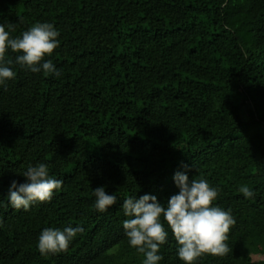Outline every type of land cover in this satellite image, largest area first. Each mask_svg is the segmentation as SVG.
Wrapping results in <instances>:
<instances>
[{"label":"trees","instance_id":"1","mask_svg":"<svg viewBox=\"0 0 264 264\" xmlns=\"http://www.w3.org/2000/svg\"><path fill=\"white\" fill-rule=\"evenodd\" d=\"M37 22L59 31L45 59L61 75L13 63L0 86V264H143L123 200L150 194L166 206L177 172L207 179L214 206L235 219L231 251L195 264H264V0H0L13 38ZM39 163L62 187L14 209L11 182ZM100 186L117 197L105 212ZM161 221L158 264H184ZM68 226L84 231L41 255V231Z\"/></svg>","mask_w":264,"mask_h":264},{"label":"clouds","instance_id":"2","mask_svg":"<svg viewBox=\"0 0 264 264\" xmlns=\"http://www.w3.org/2000/svg\"><path fill=\"white\" fill-rule=\"evenodd\" d=\"M8 27L12 29L11 25ZM58 36L59 31L47 22H37L14 38L0 24V86L6 87L7 81L15 78L16 73L10 67L13 63L33 73L42 71L60 76L52 60L45 59L59 46ZM9 49L17 53L14 61L7 58ZM22 175L26 177V182L17 185L16 181H12L8 192V203L17 210L27 211L36 201H50L63 183L49 175L45 163L29 166ZM174 182L179 191L168 198L166 206L150 194L139 198L129 196L123 200L122 209L129 218L123 221L122 226L130 246L143 254V264H158L163 259L159 254L160 247L169 235L161 221L163 217L178 244L177 255L184 264H195L205 255L226 256L231 251L226 241L235 219L230 211L214 206L219 190L210 186L207 179H189L183 172L175 173ZM93 191L98 212H105L117 203V197L106 194L103 186ZM239 191L245 198L255 195L245 185ZM2 204L3 201H0ZM83 231L80 226H68L63 230L45 228L38 238V250L41 255L66 252L77 233Z\"/></svg>","mask_w":264,"mask_h":264}]
</instances>
